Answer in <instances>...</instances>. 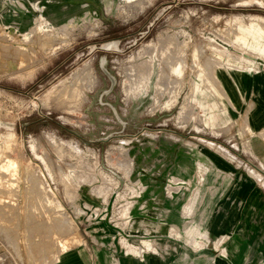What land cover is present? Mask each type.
<instances>
[{"label": "rangeland", "instance_id": "rangeland-1", "mask_svg": "<svg viewBox=\"0 0 264 264\" xmlns=\"http://www.w3.org/2000/svg\"><path fill=\"white\" fill-rule=\"evenodd\" d=\"M258 17L264 19V0H0V140L11 134V155L22 157L14 194L0 193L11 204L0 210V264H56L54 257L63 259L83 237L96 247L158 248L173 243L167 232L178 234L171 224L175 209L187 218L180 234L192 243L202 208L173 200L187 198V189L164 186L199 184L206 196L209 168L230 165L264 184V160L253 149L260 146L264 155V117L252 112L257 106L264 113ZM46 34L60 41L49 51ZM177 62L183 74L174 75ZM83 63L92 74L73 85L85 86L82 96L73 86L66 93L73 91L76 101L65 92L54 95ZM141 63L151 70L137 73V82L145 78L137 91L125 69ZM252 84L249 110L233 111ZM28 165L47 202L34 198L22 170ZM239 188L246 190L247 182ZM214 200L203 208V231L213 230L220 213ZM243 212L250 214L247 206ZM263 230L264 221H257L254 246ZM121 231L140 236L122 242Z\"/></svg>", "mask_w": 264, "mask_h": 264}, {"label": "crops", "instance_id": "crops-1", "mask_svg": "<svg viewBox=\"0 0 264 264\" xmlns=\"http://www.w3.org/2000/svg\"><path fill=\"white\" fill-rule=\"evenodd\" d=\"M254 39L260 44L257 46V50L264 52V37L261 34H255ZM262 63L264 64V61ZM227 83L234 91L237 90V85L233 80H228ZM253 95L254 86L252 84L248 97L246 98L241 93L240 103L237 107L236 105L233 107V111L244 113L249 110L248 105ZM252 112H256L260 118L264 117L263 110H260L257 106L253 107ZM209 170L212 180L206 183L205 191L208 192L206 196L199 184L192 183L194 185L190 184L189 186L169 184L164 186L165 191L187 189L190 193L187 198L180 195L173 200L183 199L184 203L189 206L202 208L197 224L199 228L196 230L194 237L192 234L190 235L194 240L192 243L185 240V234H180L187 218L180 213L181 210L175 209V211L177 210V219H172L171 224L177 229V236L181 237L179 243L173 241L177 236L172 237L171 231L167 232L168 234L166 233V237L173 238V243H165L158 248H149V246H142L140 243L137 245L129 244L128 247L122 244L118 248L112 246L96 247L91 244L87 237H83V240L77 246L66 250L63 259L59 257L56 264H188L189 262L192 264H210L216 260H220L218 264H264V230L258 236L259 242L256 243V246H254V242L257 234L253 231L257 221H264V184H259V182H256V178L255 180L248 174L238 172L231 165L229 169L215 167L209 168ZM242 181L247 182L246 190L239 188ZM146 186H148L147 189L154 190V188H151V184ZM199 191L201 192L199 193ZM210 197L215 199V207L217 212L220 213L216 216L213 230H204V232L203 227L201 228L200 225L203 221V208L209 204ZM222 205H224V209L221 210ZM245 206L248 207L250 214H244ZM178 211L180 212L178 213ZM176 224H180V229ZM145 231L148 232V230ZM125 235L132 239L140 236L138 233L127 234L121 231L119 236H121L122 242ZM203 235L209 240L204 239ZM221 236H226V239L220 245L226 252L224 256L218 253V250L212 248ZM168 241H171V239ZM211 256L214 257L213 261L209 260Z\"/></svg>", "mask_w": 264, "mask_h": 264}, {"label": "bare ground", "instance_id": "bare-ground-1", "mask_svg": "<svg viewBox=\"0 0 264 264\" xmlns=\"http://www.w3.org/2000/svg\"><path fill=\"white\" fill-rule=\"evenodd\" d=\"M138 4V3H137ZM140 4V3H139ZM135 6V5H134ZM258 20H259V27H258V32H261L262 30H264V19H263V17H258ZM250 23V22H249ZM254 23V22H253ZM39 29H42L41 27H39ZM38 29V30H39ZM42 31H44V30H42ZM41 31V32H42ZM47 31V30H46ZM47 35V36H46ZM45 35V37L43 36L42 37V42L44 41V40H49V42H47L46 44H45V46H44V48H46V50L48 49V51H49V49L51 50L52 48H56L55 46L57 45V43H59L56 39H55V37H49L48 36V34H46ZM64 35V34H63ZM56 37H58V35H55ZM48 37V38H47ZM167 38V37H166ZM162 40V39H161ZM64 41H65V38H64ZM165 41V40H164ZM170 41V40H169ZM63 42V41H62ZM61 42V43H62ZM176 42H179V41H176ZM61 43L59 44V45H61ZM64 43V42H63ZM160 43V42H159ZM166 43V42H165ZM170 44V43H169ZM41 45H42V43H41ZM58 45V46H59ZM173 45V44H172ZM180 45V44H179ZM57 46V47H58ZM150 46V45H149ZM186 46V45H185ZM159 47V46H158ZM216 47V46H215ZM150 48V47H149ZM152 48V47H151ZM174 48V47H173ZM156 49H157V47H156ZM160 49V48H159ZM175 49H177V48H175ZM174 49V50H175ZM201 49V48H200ZM200 49H199V51H200ZM45 49H44V51H46ZM154 50V49H153ZM162 50H164V49H162ZM186 50V49H185ZM176 51H178V50H176ZM198 51V52H199ZM212 51V50H211ZM15 52V51H14ZM14 52H11V54L13 53L14 55H18L19 56V52L18 53H14ZM154 52H156V51H154ZM160 52V51H159ZM171 53H169L170 55L173 53L172 51H170ZM141 53H143V52H141ZM150 53H153L152 51L150 52ZM176 53V52H175ZM180 53V52H179ZM193 53V52H192ZM200 53H202L201 51H200ZM22 54V53H21ZM157 54V53H156ZM155 54V55H156ZM141 55H143V54H141ZM140 55V56H141ZM149 55H151V54H149ZM167 55H168V53H167ZM169 55V56H170ZM174 55V54H173ZM172 55V56H173ZM192 55H194V54H192ZM200 55V54H199ZM218 55L220 56V58H222V57H224L225 55H226V53L225 54H223V53H218ZM22 56V55H21ZM159 56V55H158ZM157 56V57H158ZM171 56V57H172ZM181 55H179V57H180ZM186 56V55H185ZM156 57V58H157ZM173 57H175V55L173 56ZM192 57V56H191ZM159 59L161 58V57H158ZM164 58H166V57H164ZM181 58V57H180ZM179 58V59H180ZM187 58V57H186ZM209 58V57H208ZM169 59H170V57H169ZM176 59H178L177 57H176ZM175 58H173V62L176 60ZM179 59H178V61H179ZM211 59H213V58H211ZM166 60V59H165ZM181 60H182V58H181ZM180 60V61H181ZM187 60V59H186ZM215 60V59H214ZM213 60V61H214ZM163 61V60H162ZM172 61V60H171ZM193 61V60H192ZM195 61V60H194ZM207 61V60H206ZM211 60L209 59V62H210ZM133 62V61H132ZM170 62V61H169ZM182 62H183V60H182ZM198 62V61H197ZM212 62V61H211ZM218 64H219V62L218 61H216ZM216 62H214V63H216ZM162 63H166V61L165 62H162ZM187 63V62H186ZM193 63V62H192ZM207 64H208V61L206 62ZM129 64V63H128ZM132 65H133V63H131ZM145 64V63H144ZM148 64H149V62H148ZM158 64V63H157ZM160 64H161V62H160ZM169 64V63H168ZM172 64V63H171ZM138 65V64H137ZM163 65V64H162ZM166 65H167V63H166ZM165 65V66H166ZM199 65V64H198ZM209 65H213V64H209ZM136 66V65H135ZM133 66V67H130V68H126L125 69V73H126V76H127V78H129L130 79V81L131 82H129L130 84L131 83H134V84H136V87L138 86V85H142L141 83H143L144 84V82H145V78H144V82H142V78H143V76H141V80L139 81L138 80V82H137V73L139 74V73H145V74H149L150 73V70H149V68H146V67H142V63H141V66H139V68H138V66ZM148 66V65H147ZM161 66V65H160ZM206 66V65H205ZM150 67V66H149ZM168 67V66H167ZM209 67V66H208ZM208 67H207V69H208ZM152 68V67H151ZM164 68V67H163ZM169 68V67H168ZM167 68V69H168ZM159 69H160V67H159ZM171 69V68H170ZM163 70V69H162ZM209 70V69H208ZM226 70V69H225ZM159 71H161V70H159ZM165 71H166V69H165ZM169 71V70H168ZM172 71L175 73H173L174 75H176V73H177V75H180L181 73H182V65H181V63L180 62H177L176 64H174V65H172ZM200 71H202V72H205V70L204 69H201ZM123 72V71H122ZM163 72H164V70H163ZM207 72V71H206ZM226 72H227V70H226ZM91 74H92V67H91V64L90 63H83L82 65H80L76 70H74L72 73H71V75H70V77L69 78H67L65 81H63L62 83H60V84H58V86H56L55 88H54V90H53V94L54 95H61L62 96V94H63V96H64V92H65V94H67L68 96L69 95H71V94H68V93H66L67 92V89L69 88V89H71L72 87L71 86H73V85H75V84H77L76 82L78 81V83L80 82L81 83V81L83 80V79H90L91 78ZM163 74H165V73H163ZM183 74V73H182ZM207 74H209V73H207ZM206 74V75H207ZM124 75V74H123ZM143 75V74H142ZM159 75V74H158ZM168 74H166L165 76H167ZM227 75H228V73H227ZM164 76V77H165ZM147 77H149V76H147ZM175 77V76H174ZM173 77V78H174ZM198 77V76H197ZM212 77V76H211ZM140 78V77H139ZM138 78V79H139ZM168 78V77H167ZM166 78V79H167ZM178 78V77H177ZM177 78H175V79H173V80H176ZM88 79L86 80V81H88ZM157 79H159V78H157ZM162 79L164 80V78L162 77ZM161 79V80H162ZM165 79V80H166ZM228 79L229 80H231L232 81V79L230 78V76L228 75ZM81 80V81H80ZM111 80H112V82H113V78L111 77ZM126 80V79H125ZM172 80V81H173ZM181 79H178V81H180ZM85 81V80H84ZM85 81V83H87ZM127 81V80H126ZM160 81V80H159ZM167 81V80H166ZM168 81H169V79H168ZM177 81V80H176ZM156 82V81H155ZM162 82V81H161ZM170 82H171V80H170ZM199 82V81H198ZM79 83V84H80ZM168 83V82H167ZM176 83V82H175ZM78 84V85H79ZM82 84V83H81ZM80 84V85H81ZM166 84V83H165ZM171 84V83H170ZM173 84V83H172ZM171 84V85H172ZM178 84H180L181 85V81L178 83ZM84 85V84H83ZM147 85V84H146ZM164 84H162V86H163ZM55 86V85H54ZM167 86V85H166ZM173 86V85H172ZM196 85H195V83H194V87H195ZM74 87V86H73ZM76 87V86H75ZM74 87V88H75ZM80 87H82V86H80ZM80 87L76 90V88H75V90L76 91H80ZM127 87V86H126ZM131 87V86H130ZM146 87V86H145ZM74 88H72L73 89V91H75L74 90ZM85 88V86L84 87H82V89H84ZM86 88H87V86H86ZM91 88H93V87H91ZM138 88H140V86H138L137 87V91H138ZM141 88H142V86H141ZM166 88V87H165ZM164 88V89H165ZM173 88V87H172ZM82 89H81V91H82ZM94 89V88H93ZM128 89V88H127ZM132 89L134 90V87H132ZM136 89V88H135ZM156 89H157V87H156ZM167 89V88H166ZM169 89H171V88H169ZM174 89V88H173ZM85 90V89H84ZM83 90V91H84ZM72 90H68V92H71ZM71 92V93H73L74 95H75V93L74 92ZM81 91H80V93H81ZM126 91H128V90H126ZM135 91V90H134ZM155 91V90H154ZM159 90H156V93L158 92ZM133 92V91H132ZM51 93V92H50ZM50 93H47V94H50ZM79 93V92H78ZM77 92H76V94H78ZM80 93L76 96V99L78 98V97H81L82 96V93H81V96H79L80 95ZM128 93H129V91H128ZM127 92H126V94H128ZM158 93H160V92H158ZM164 93H165V91H164ZM72 94V95H73ZM171 94V93H170ZM169 94V95H170ZM72 95H71V97H72ZM83 95H85V94H83ZM156 95H158V94H156ZM167 95H168V93H167ZM177 95V94H176ZM60 96V97H61ZM86 96V95H85ZM84 96V97H85ZM49 97V96H48ZM51 97V96H50ZM49 97V98H50ZM70 97V96H69ZM70 97V98H71ZM73 97H75V96H73ZM72 97V98H73ZM189 97V96H188ZM52 98H54L53 96H52ZM62 99H63V97H61ZM70 98H69V100H70ZM158 98H159V96H158ZM161 98H162V96H161ZM54 99H57V98H54ZM60 99V98H59ZM62 99H60V101L62 100ZM74 100H75V98H73ZM80 101L81 100H84L83 98H78ZM52 100V99H51ZM74 100H72L73 101V104H75L73 107H75V106H79V102L76 104V102L74 103ZM159 100H160V98H159ZM58 101V100H57ZM63 101H64V99H63ZM63 101H61V102H63ZM76 101V100H75ZM69 102V101H68ZM67 102V103H68ZM71 102V101H70ZM69 102V103H70ZM159 102V101H158ZM65 103V102H64ZM66 103V104H67ZM68 103V104H69ZM72 103V102H71ZM71 103L69 104V106L71 107L72 105H71ZM189 103V102H188ZM68 104H67V106H68ZM81 104V103H80ZM190 104V103H189ZM189 107V106H188ZM69 108V107H68ZM78 108V107H77ZM184 108H186L187 109V107L184 105ZM70 109V108H69ZM67 110V109H66ZM71 111L73 110V108H71L70 109ZM188 110V109H187ZM191 110V109H190ZM75 111H77L76 109H75ZM189 113H190V111H189ZM188 115V114H187ZM183 116L185 117V114H183ZM187 117V116H186ZM249 129H251V128H249ZM264 132V131H263ZM9 134V133H8ZM2 135V139L0 140V193H1V195L2 194H5V192L7 193V194H14V193H12L11 192V188H13V186H14V181H16V180H13L12 181V179L16 176V174H17V170H18V164L20 163V161H21V159L20 158H22L21 156H19L20 158H18V157H16V156H12L11 155V153L15 150L14 149V144L12 143V141L10 140V135L11 134H9V135ZM13 134V133H12ZM4 137V138H3ZM11 137H13V135L11 136ZM16 144V143H15ZM251 145V144H250ZM253 149H254V152L262 159V160H264V155L262 154V148L260 147V146H257V145H254L253 146ZM18 152V151H17ZM20 152V151H19ZM13 154V153H12ZM14 155V154H13ZM21 155V154H20ZM21 164V163H20ZM22 165V164H21ZM29 166V165H28ZM21 167H23V166H21ZM22 170H24L23 171V174H26L27 175V177L30 179V183H31V185L34 187H31V188H33V190H34V192H33V190H32V192H33V194H34V196H36V197H34L36 200H38L37 202H39L40 200L41 201H43V199L44 200H46V202H47V200H48V198H47V196H45L44 198H43V195L41 196V195H39V194H42L43 192H42V190H40V187H41V184H40V179H39V176H38V172H37V170L35 169V167L34 166H32V165H30L27 169H22ZM27 171V172H26ZM22 172V171H21ZM14 176V177H13ZM18 176V175H17ZM16 178V177H15ZM20 179V178H19ZM25 182V181H24ZM22 183V182H21ZM26 183V182H25ZM40 184V185H39ZM15 185H17V184H15ZM16 187V186H15ZM16 188H18V187H16ZM16 190V189H15ZM38 190H40L41 191V193H39L38 192ZM0 195V210L1 211H4V208H8L10 205H8V204H6L5 203V198L7 197L6 195V197L4 198L3 196H1ZM40 196V197H39ZM9 198V197H8ZM11 198V197H10ZM71 198V197H70ZM69 198V199H70ZM44 202V201H43ZM49 203H51V202H49ZM10 208V207H9ZM0 211V212H1ZM39 211V210H38ZM37 225V224H36ZM67 244H69V243H67ZM59 245H60V247H62V251H64L65 250V248H66V244L65 243H60L59 242ZM58 258H59V256H58ZM57 258V259H58ZM54 259L55 260H57L55 257H54ZM55 261H53V263H54ZM52 263V264H53Z\"/></svg>", "mask_w": 264, "mask_h": 264}, {"label": "built area", "instance_id": "built-area-1", "mask_svg": "<svg viewBox=\"0 0 264 264\" xmlns=\"http://www.w3.org/2000/svg\"><path fill=\"white\" fill-rule=\"evenodd\" d=\"M203 237H204V235H203ZM204 239L207 240L206 237H204ZM225 239H226V236H221V237H219V241L216 242V243H214V245L212 246V248H213L214 250H218V253H220V254L223 255V256L226 255V252H225V250H224L223 247H220V245H221V243H222ZM219 247H220V248H219ZM209 260H210V261H213V260H214V257L211 256V257L209 258ZM188 264H192V263L189 262Z\"/></svg>", "mask_w": 264, "mask_h": 264}]
</instances>
